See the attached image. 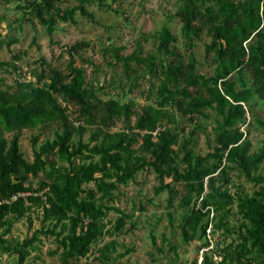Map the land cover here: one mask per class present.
Listing matches in <instances>:
<instances>
[{"label": "trees", "instance_id": "trees-1", "mask_svg": "<svg viewBox=\"0 0 264 264\" xmlns=\"http://www.w3.org/2000/svg\"><path fill=\"white\" fill-rule=\"evenodd\" d=\"M60 1L18 0L17 8L28 10L51 34L56 21H73L75 11L85 13V6L104 0H72L69 7ZM174 15L186 54L165 26L154 52L143 54L139 43L126 55L119 53L121 48L111 49L128 80H137L135 73L140 70L141 78L149 82L145 99L153 101L140 109L133 98L98 96L86 80L85 69L74 64L76 46L69 50L67 72L49 66L48 73L30 71L33 81L17 79L10 85L0 78V200H8L0 204V251L15 254L17 264H30L25 259L40 240L39 233L55 236L64 263L95 251L94 259L108 264L114 241L97 244L106 233L123 232L130 215L120 213L107 227L104 218L110 207L101 200L145 167L158 178L155 193L166 190L167 206L181 209L178 226L183 242L198 240V251L208 245L207 232L218 233L220 240L202 251L199 264H214L216 252L222 255L218 264L226 260L264 264V176L259 172L264 142L251 150L240 129L253 96L264 93V0H181ZM202 36L208 37L204 42V59L211 67L208 75L199 72L201 63L192 51ZM125 94L122 89L121 96ZM206 109L214 110L219 120L209 151L201 155L190 144L202 124L196 121L180 141L176 117L206 118ZM118 121L123 122L122 128L111 130ZM50 124L57 127L54 137L36 146L35 134L33 159L26 160L18 146L21 131ZM86 130L90 135L85 142L81 137ZM234 168L255 181L257 188L234 194L224 187L229 182L227 173ZM39 173L42 177L35 187L31 179ZM165 176L181 183L183 192L166 182ZM91 182L92 186H85ZM13 195L16 198L10 200ZM234 199L238 223H229ZM32 209H40L42 221L50 225L21 242L4 238L11 218L23 217ZM229 236L232 240L218 249Z\"/></svg>", "mask_w": 264, "mask_h": 264}, {"label": "rangeland", "instance_id": "rangeland-1", "mask_svg": "<svg viewBox=\"0 0 264 264\" xmlns=\"http://www.w3.org/2000/svg\"><path fill=\"white\" fill-rule=\"evenodd\" d=\"M17 4L18 0H0V78L3 79L1 83L4 85H10L17 79L33 81L34 77L30 71L38 72L44 69L47 72L49 66L67 72L69 50L76 46L74 64L85 69L86 80L93 83L98 96L103 99L114 97L122 101L133 98L137 109H140L152 100L145 99L149 82L146 78H141L140 70L135 73L139 76L137 80H128L123 63L115 61L111 56V49L121 48L119 53L126 55L139 43L143 54L154 52L160 29L165 26L177 37L175 45L179 51L187 53V45L180 36V23L174 15L181 0H104L102 3L95 1L85 6V13L75 11L73 21H56L51 34L47 32L45 25L28 13V10L17 8ZM59 4L69 7L73 2L61 0ZM207 41L208 37L202 36L192 47L196 59L201 63L197 64V68L200 73L206 75L211 69L204 59V42ZM8 42L10 45L7 46ZM130 87H133L132 92H129ZM122 89L126 92L125 96H121ZM247 108L249 112L245 121L240 124V129L245 138L250 140V149L255 150L264 142V93L261 96L254 95L251 105ZM69 111L73 112V108L70 107ZM206 113V118L195 114L191 119L182 118L179 114L176 117V131L180 141L182 137L189 135L196 121L199 120L202 124V129L195 132L190 144L194 152L201 155L209 151L219 120L214 110L206 109ZM75 114L77 112L74 110L72 116ZM76 123L77 121L74 124ZM122 126L123 122L118 121L111 130H119ZM55 130L57 127L54 124L41 130L23 129L18 146L24 158L28 161L33 159L31 139L35 134H38L36 146H39L46 139H52ZM5 135L10 137L9 133ZM89 135L90 130H86L82 134V141H88ZM138 144L139 141L134 147ZM175 148L177 149V146ZM259 172L264 176V161L260 164ZM227 175L229 182L224 187L234 194L251 193L257 188L255 181L236 168L231 169ZM41 177L39 173L37 178L31 179L33 186H37L38 178ZM164 180L170 181L175 188L183 192L181 183H175L169 176H165ZM158 184L156 173L145 167L138 170L126 184L119 185L111 197L101 200L110 207L104 218V221L108 222L107 227L120 213L130 215L125 218L123 232L106 233L97 244L114 241L115 250L109 251L108 264H199L200 249L197 251V246L200 242H183L178 226L181 209L167 206L166 190L155 193L154 188ZM85 186H92V182ZM176 202L177 199L174 204ZM235 204L234 199L231 204L233 214L228 218L229 223H238ZM11 220V229L4 234V238L20 242L41 227L45 229L50 225L49 222L42 221L40 209H32L23 217ZM207 235L208 245L204 250L211 249L219 239L218 233L213 236L207 232ZM38 237L40 240L34 242L35 248L29 249L26 261L30 264H67L59 256L62 248L56 243L54 235L39 233ZM231 240L232 236H229L225 242L220 241L218 249ZM53 250L56 252L52 253ZM95 255L97 253L92 251L87 257L69 264H100L94 259ZM221 259L220 253L212 254L214 264L220 263ZM16 262L15 254L0 251V264H17ZM224 263L238 264L236 261L227 260Z\"/></svg>", "mask_w": 264, "mask_h": 264}, {"label": "built area", "instance_id": "built-area-1", "mask_svg": "<svg viewBox=\"0 0 264 264\" xmlns=\"http://www.w3.org/2000/svg\"><path fill=\"white\" fill-rule=\"evenodd\" d=\"M16 198V196L15 195H13V196H11V198H10V200H13V199H15ZM8 200H6V199H3V200H0V204L2 203V202H7ZM204 250V248H201L200 249V260H201V253H202V251ZM200 262V261H199Z\"/></svg>", "mask_w": 264, "mask_h": 264}]
</instances>
